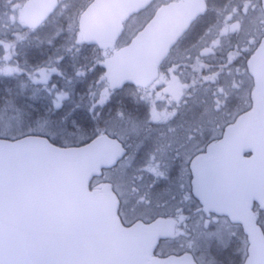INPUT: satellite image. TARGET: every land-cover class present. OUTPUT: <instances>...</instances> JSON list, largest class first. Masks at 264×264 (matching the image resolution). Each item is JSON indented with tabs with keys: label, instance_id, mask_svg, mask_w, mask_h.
<instances>
[{
	"label": "water",
	"instance_id": "1",
	"mask_svg": "<svg viewBox=\"0 0 264 264\" xmlns=\"http://www.w3.org/2000/svg\"><path fill=\"white\" fill-rule=\"evenodd\" d=\"M152 1L93 0L78 19L83 42L113 48L124 22ZM58 5V0H26L20 22L36 30ZM204 11L203 0L161 6L127 46L104 60L110 90L150 84L170 49ZM249 72L255 84L253 107L226 128L220 155L232 160L252 151L249 168H211L198 159L193 186L209 210L243 225L250 240L245 264H264V237L251 211L253 200L264 208V40L249 60ZM122 155L120 144L107 136L65 148L43 136L0 138V264H195L189 255L150 260L173 222L124 228L110 188L89 190L92 178Z\"/></svg>",
	"mask_w": 264,
	"mask_h": 264
},
{
	"label": "flooded vegetation",
	"instance_id": "2",
	"mask_svg": "<svg viewBox=\"0 0 264 264\" xmlns=\"http://www.w3.org/2000/svg\"><path fill=\"white\" fill-rule=\"evenodd\" d=\"M176 1L182 0H154L147 9L155 7L153 16L160 6ZM203 1L206 6L204 14L195 20L171 49L159 65L158 75L151 84L147 87L127 84L121 89L110 90L103 77L101 78L103 90L98 92L95 98L92 96V99H95L98 105H103L105 100L115 104V97L109 98L108 94L117 98L121 93L136 92L137 96L133 95L134 99L131 97L132 102L136 106H142L139 103L143 102L148 116L144 120L142 114L136 112L132 121L137 123L134 126L139 133L141 125L146 134L148 128L149 135L138 134L133 136V142L125 143L117 135L100 129L101 133L118 140L125 154L114 167L102 171L96 186L110 184L114 192L115 188H118L123 194L117 187L120 185H115L112 180L113 177L110 181H102L106 173L132 171L136 174L134 179L132 178L135 186L139 183L137 173L145 172L150 175L151 190L155 191L151 195L150 192L147 193L143 200V209L154 213L135 215L133 219L128 220L123 216V200L119 196L118 198L119 217L125 226L136 222L149 224L162 218L175 221L171 235L159 240L153 257L164 258L188 253L193 256L196 264H244L249 257L250 246L246 232L242 225L234 223L229 216L208 210L196 196L193 190V164L197 158L202 157L199 163L204 166L229 164L233 167L234 161L236 164L243 163L245 168H248L249 159L253 155L251 151L243 152L235 160H221L217 157L221 152L226 127L237 120L240 111L243 113L252 107L254 81L249 74L248 61L264 39V0ZM130 40H119L115 49L127 45ZM78 44L83 47L85 55L95 52L103 56L100 61L94 60L98 72L100 70L103 74V61L114 50H96L85 46L81 39ZM84 67L81 68L82 73L87 72ZM100 94L102 95L99 96ZM78 97L79 95L75 96L76 104H85L89 99ZM61 98L57 97L58 100ZM117 99L121 102L122 95ZM67 100L68 98L61 103ZM234 107L239 109L238 113L233 118H227L230 116L228 110ZM130 111L132 108L129 106L122 115ZM137 115H140V121L137 120ZM219 115L224 117H218ZM229 118L231 121L224 123ZM102 125L106 127L105 124ZM190 142H195V150L180 149ZM144 145H148L149 150L143 151ZM117 176H122L121 185L127 180L124 175ZM155 184L160 185L156 187ZM172 185H177L178 194L182 195V200L175 210L168 213L152 210L151 202L159 207L166 206V203L169 205L168 199L163 195L172 194ZM171 197L178 200V195L175 197L172 194ZM252 211L264 234V209L254 201ZM200 244H205V252L201 251ZM221 246L223 251L219 250L222 249Z\"/></svg>",
	"mask_w": 264,
	"mask_h": 264
},
{
	"label": "rangeland",
	"instance_id": "3",
	"mask_svg": "<svg viewBox=\"0 0 264 264\" xmlns=\"http://www.w3.org/2000/svg\"><path fill=\"white\" fill-rule=\"evenodd\" d=\"M24 1L0 0V6L7 5L9 8L6 10L9 16V23L5 24L7 29L10 33L12 29L20 34L14 33L11 41L0 40V136L14 139L28 133L42 134L48 136L51 141L63 145L84 142L88 139L85 136L94 134L100 129L117 135L125 143L133 142V136L138 134L144 133L148 136V128L146 134L140 125L141 133H139L134 126L137 123L132 121L136 112H140L144 120L148 116L143 102H138L142 106L133 104L132 98L133 95L137 96L136 92L117 95V98L122 95L121 102L115 95L108 94L109 98L115 97V104L105 100L103 105H98L95 99H92L103 90L102 76L99 77L98 67L94 62V60L100 61L103 56L95 52L85 55L84 49L78 47L76 42L79 37L77 30L79 14L91 0H60L58 10L42 28L33 34L23 35L17 28L19 25L17 13L20 12ZM148 10L150 11L132 16L126 22L121 42L130 40L145 25L155 7ZM245 31L247 32L248 29ZM15 39L18 40L15 41ZM15 45H17V53L14 54ZM82 67L87 69L86 73L81 72ZM76 95H79L78 99L81 96L85 99L89 98L86 101L87 104H76ZM58 96L62 98L58 100ZM66 98L68 100L61 103ZM129 106L132 111L123 116L125 108ZM238 111L236 107L229 109L230 116L228 115L227 118L235 117ZM218 117H224V115ZM136 118L141 120L140 115ZM230 118L224 123L231 121ZM180 149L193 151L196 149L195 142H190ZM142 150H149L148 145H144ZM117 174L127 177L122 185L120 184L122 176L116 177ZM135 175L128 170L106 173L102 178V181H110L113 177L115 185L116 183L120 185L117 187L123 194L118 188H115V191L123 200V216L128 220L133 219L135 215L154 213L144 210L143 201L148 192L151 195L155 191L151 190L150 175L145 172L137 173L139 183L136 186L133 181ZM159 185L155 184L156 187ZM170 189L175 197L178 195V200H173L172 194H164L163 197L168 199L169 205L166 203V206L159 207L151 202L152 210L157 209L163 213L175 210L182 200V195L178 194L177 185H172ZM135 209H137L136 212H133ZM223 225L226 228V225ZM195 247L198 249L197 245ZM201 248L203 252L207 250L205 244L201 245ZM219 250L223 251V248Z\"/></svg>",
	"mask_w": 264,
	"mask_h": 264
},
{
	"label": "trees",
	"instance_id": "4",
	"mask_svg": "<svg viewBox=\"0 0 264 264\" xmlns=\"http://www.w3.org/2000/svg\"><path fill=\"white\" fill-rule=\"evenodd\" d=\"M2 5V4H1ZM7 7V5H5V8ZM4 16V19H2V16H0V40L1 41H4V40H13V35H14V31L11 29V33L9 32V29H7V26L5 24H8L6 20V18L8 17V14L7 12H4V14H2ZM11 25V24H10ZM19 29V31L21 32V34H25V33H30V34H33L34 32L33 31H30V30H27V29H23L21 28L20 26L17 27ZM15 34H18V33H15ZM20 35V34H18ZM18 39H15V41H17ZM16 47L17 45L14 46V54L17 53L16 51Z\"/></svg>",
	"mask_w": 264,
	"mask_h": 264
}]
</instances>
